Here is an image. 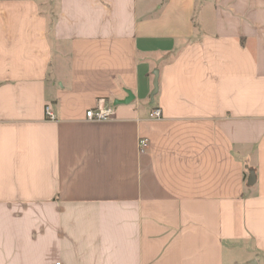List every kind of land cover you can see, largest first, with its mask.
I'll list each match as a JSON object with an SVG mask.
<instances>
[{
    "label": "crops",
    "instance_id": "obj_1",
    "mask_svg": "<svg viewBox=\"0 0 264 264\" xmlns=\"http://www.w3.org/2000/svg\"><path fill=\"white\" fill-rule=\"evenodd\" d=\"M58 261L264 264V0H0V264Z\"/></svg>",
    "mask_w": 264,
    "mask_h": 264
},
{
    "label": "built area",
    "instance_id": "obj_2",
    "mask_svg": "<svg viewBox=\"0 0 264 264\" xmlns=\"http://www.w3.org/2000/svg\"><path fill=\"white\" fill-rule=\"evenodd\" d=\"M46 114L49 119L55 118L50 105L46 107ZM114 115H115L114 109L112 107H106L104 104H102V101H99L96 107L91 108L87 110L86 112L87 119L92 122L110 121L114 119ZM150 117L151 118H161L162 117L161 109L155 108L154 110H152L150 113ZM148 142L149 140L147 138L140 139L139 145H140L141 151L145 149ZM53 264H62V262L58 261Z\"/></svg>",
    "mask_w": 264,
    "mask_h": 264
},
{
    "label": "water",
    "instance_id": "obj_3",
    "mask_svg": "<svg viewBox=\"0 0 264 264\" xmlns=\"http://www.w3.org/2000/svg\"><path fill=\"white\" fill-rule=\"evenodd\" d=\"M159 89V73L158 71H155V78H154V90L152 95H155L158 92ZM128 96L127 98L123 100H117L115 104H123V103H130L134 99V95L131 91H127ZM252 177H249V184H252L251 182Z\"/></svg>",
    "mask_w": 264,
    "mask_h": 264
}]
</instances>
